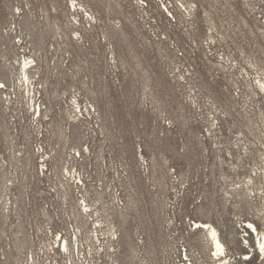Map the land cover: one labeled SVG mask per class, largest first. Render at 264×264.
<instances>
[{
	"label": "rangeland",
	"instance_id": "obj_1",
	"mask_svg": "<svg viewBox=\"0 0 264 264\" xmlns=\"http://www.w3.org/2000/svg\"><path fill=\"white\" fill-rule=\"evenodd\" d=\"M0 82V264H264V0H0Z\"/></svg>",
	"mask_w": 264,
	"mask_h": 264
},
{
	"label": "bare ground",
	"instance_id": "obj_2",
	"mask_svg": "<svg viewBox=\"0 0 264 264\" xmlns=\"http://www.w3.org/2000/svg\"><path fill=\"white\" fill-rule=\"evenodd\" d=\"M74 6V5H73ZM33 66L30 65L29 61L27 59L24 60V63L21 65V75L23 76V83L24 85L27 84L28 87L33 85L30 79V72ZM264 88V85L262 86ZM4 88L3 84L0 82V89ZM197 228L201 230H206L208 232L209 240L212 242V245L214 246L215 250V256L217 257V260L219 261L218 264H227L229 262V258L226 254L225 246L222 244L220 236L218 231L209 224H199L197 223ZM247 227H251L253 232L257 234V237L259 238L258 242V249L261 254L264 256V233L259 234L255 226L252 224H247ZM67 243L65 242L64 245H60V252L62 250L67 251ZM250 257L247 256L245 259H249Z\"/></svg>",
	"mask_w": 264,
	"mask_h": 264
}]
</instances>
